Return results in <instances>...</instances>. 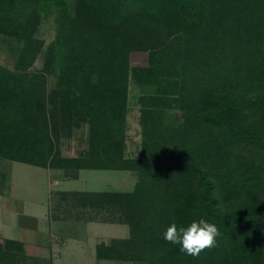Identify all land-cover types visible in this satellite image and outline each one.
<instances>
[{"label":"trees","instance_id":"1","mask_svg":"<svg viewBox=\"0 0 264 264\" xmlns=\"http://www.w3.org/2000/svg\"><path fill=\"white\" fill-rule=\"evenodd\" d=\"M81 1L85 8L60 28V34L48 51L50 60L45 70L53 67L58 73L55 74L59 87L52 93L56 94L53 100L54 96L46 93L45 73L28 70L35 59V53L30 54L29 43L23 46L18 57L17 67L22 66L21 72L0 67V158L39 167L138 171L141 178L133 192L62 194L64 198L74 197L79 203L96 207L97 215L105 212L107 217L98 218L99 221L117 222L115 213L128 226V239H115L107 246H99L101 258L144 264H217L214 261L220 258L235 264L240 255L253 251L257 241H264V205L261 208L258 200L250 201L241 214L226 220L217 185L204 167L203 155L183 149L179 160L177 143L173 145L178 135L172 125L164 124L163 110L180 107L177 98H192L184 112L186 130L200 129L205 134L210 130L217 143L223 145L230 142L248 145L250 136L246 137L247 133L234 124V113L241 110L235 87L237 84L254 85L258 72L242 66L248 61L244 54L241 58L245 63L236 64L242 66L239 68L242 73L236 75L232 70L231 77L236 78L234 89H219L216 83H209L203 86L205 89L194 90L193 95L190 69L197 67L194 52L189 51L182 59V68L174 72L169 64L174 63V56L178 57L179 52L171 45L173 41L167 45L161 43L163 49L171 51L169 55L157 48L155 25L110 33L96 25L91 15L93 12L102 17H116L123 14L129 4L155 2L174 7L177 14L190 17L194 26L206 19L224 20L228 13H233L235 20L246 22L248 31L264 30V0H259L261 3L255 8L256 0H209V4L208 0ZM22 3L25 1L0 0V31L8 28L11 33L30 28L32 16L42 9L53 8L60 17H65V12L69 11L66 0H48L40 7L32 3L28 14L26 6L18 8ZM252 3L253 10L249 12ZM132 52H147L150 58L148 67L133 69L132 77L139 85L153 86L158 94L156 98H144L148 99V106L144 105L139 112L142 151L138 159L125 157ZM166 56L170 57L168 62H162ZM233 61L236 63L237 59ZM61 81L65 82L64 91ZM259 102V112H264V94ZM77 128L85 130L86 150L75 157H64L60 141L70 137ZM257 139L264 144V136ZM196 142L200 148L206 140ZM254 185L255 182L249 186L245 179L242 195L246 203L250 200L249 187ZM169 199L174 202L171 215L163 208ZM200 219L217 226L220 236L216 238L215 247L192 257L181 253L178 245L163 239L164 231L171 224L187 227Z\"/></svg>","mask_w":264,"mask_h":264},{"label":"rangeland","instance_id":"2","mask_svg":"<svg viewBox=\"0 0 264 264\" xmlns=\"http://www.w3.org/2000/svg\"><path fill=\"white\" fill-rule=\"evenodd\" d=\"M24 1L25 3L19 4L18 8L26 6V14L32 11V3H38L39 7L41 4L48 3V0ZM66 1L69 11L65 12V17L64 15L60 17L53 8L42 9L39 10L38 14L32 16L30 28L11 33H9L8 28H3V31H0V67L21 72L22 66L17 67L19 64L18 57L23 46L29 43L30 54L35 53V59L28 70L45 73L46 93L54 96L51 100L56 97V94L52 93L58 89L59 83L56 78L58 73L53 70V67L49 71L45 70L46 63L50 60L48 51L50 47H53L56 38L60 34V28L63 29L69 19L73 20L85 8L84 2L81 0ZM257 3L261 2L256 0L254 8ZM253 4L249 7V12L253 10ZM228 14L229 16L224 20L206 19L194 26L190 17L177 14L174 7L171 8L166 4L154 2L151 4H129L126 11L116 17H102L95 15L93 12L91 15L96 25L103 31L110 33L118 34L131 29L136 31L142 26L155 25L156 30L153 34L158 41L157 48L162 53L165 51L169 55L171 51L166 48L163 49L161 43L167 45L168 42L173 41L171 45H174L179 52L178 57L173 55L176 57V59H173L175 60L174 63L169 64L174 72H178L176 69L182 68L180 66L183 64V57L188 56L189 51L194 52L193 58L196 59L197 67L190 69L192 70L190 78L193 85L191 94L193 95L194 90L205 89L203 86L209 83H216L219 89H234L233 81L236 78L231 77L232 70L236 75H240L242 70H239V68L242 66H248L252 71L258 72L254 85L253 83L237 84L235 87V92L239 94L237 97L241 110L234 113V124L240 128L239 130L247 133L246 137L250 136L247 138L248 145L238 142L223 145L217 143L210 130H207V134L200 129L186 130L184 112L190 105L192 98L190 100L177 98L180 107L175 106L172 109L163 110L165 112L164 124L172 125L173 131H176V136L178 135V140L174 141L173 145L177 143L175 148L178 149L179 160L183 149L197 151L200 156L203 155L204 167L209 177L217 185L216 192L221 200L223 216L227 217L226 220L241 214L250 201L256 202L258 200L257 203L260 206L264 205V144L261 139H257L264 136V112H259L260 97L264 94V30L248 31V29H245L246 22L242 23V21L235 20L233 13ZM196 34L204 35L199 37ZM244 54L245 58H248L247 63L241 58ZM167 56L164 57L165 60H162V62L170 58ZM234 58L237 59L236 63L233 61ZM242 62L245 64L242 66L236 65ZM149 64L150 58H148L147 52H132L130 54V79L128 82L125 121V157L128 159H138L142 151L139 112L144 108V105L148 106L149 103L148 99L144 98L158 97L157 90L153 86L139 85L131 75L133 69L146 68ZM163 65L170 68L167 64ZM187 69L189 70L188 66ZM220 73L221 75H219ZM141 78L144 79V77ZM64 84L65 82L61 81L62 91H64ZM84 132L83 128L82 130L77 128L70 137L60 141L59 146L62 156H75L86 150V135ZM250 133H254L253 136ZM200 139H205L206 143L197 148L198 144L196 145V143L198 142L196 140ZM169 145H172V142ZM140 178L138 171L114 172L113 177L108 178V188L114 193L133 192ZM243 179L244 181L247 180L249 186L255 182L253 188L249 187L250 200L247 203L242 195L245 194ZM170 185L175 187L173 183ZM240 187L243 188L240 189ZM172 201V199H169L163 206L165 212L170 213L169 215L174 213L172 205L174 202ZM113 215L118 223H123L119 214L114 213ZM240 256L242 257L237 258L235 264H264V241L261 243L257 241L253 251ZM220 261L219 258L214 263L233 264L232 260L228 259L226 262ZM128 264L144 263L128 262Z\"/></svg>","mask_w":264,"mask_h":264},{"label":"crops","instance_id":"3","mask_svg":"<svg viewBox=\"0 0 264 264\" xmlns=\"http://www.w3.org/2000/svg\"><path fill=\"white\" fill-rule=\"evenodd\" d=\"M126 171L39 167L0 158V264H128L98 254L99 246L128 239V226L99 221L105 212L97 215L96 207L62 196L114 193L108 178Z\"/></svg>","mask_w":264,"mask_h":264},{"label":"clouds","instance_id":"4","mask_svg":"<svg viewBox=\"0 0 264 264\" xmlns=\"http://www.w3.org/2000/svg\"><path fill=\"white\" fill-rule=\"evenodd\" d=\"M220 232L215 224L200 219L187 227H177L175 223L166 228L163 239L172 245H178L179 251L192 257L202 251L216 246V238Z\"/></svg>","mask_w":264,"mask_h":264}]
</instances>
